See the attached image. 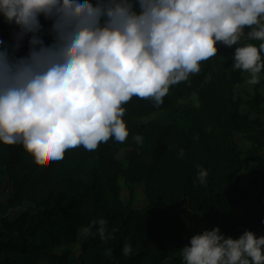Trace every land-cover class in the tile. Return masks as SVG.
I'll return each instance as SVG.
<instances>
[{"label":"trees","instance_id":"trees-1","mask_svg":"<svg viewBox=\"0 0 264 264\" xmlns=\"http://www.w3.org/2000/svg\"><path fill=\"white\" fill-rule=\"evenodd\" d=\"M40 22L49 43L51 21ZM15 31L0 15V39L11 44ZM244 43L260 41L242 37ZM217 47L198 73L170 86L162 104L134 96L124 105L123 142L74 147L39 164L20 143H0V264H183L180 249L205 229L264 235V70L261 83L241 94L247 72L233 67L236 45ZM17 55H24V42ZM244 156L252 162L248 172ZM138 184L147 201L142 209L122 197ZM100 218L106 240L92 225ZM125 244L132 246L128 255Z\"/></svg>","mask_w":264,"mask_h":264},{"label":"clouds","instance_id":"clouds-1","mask_svg":"<svg viewBox=\"0 0 264 264\" xmlns=\"http://www.w3.org/2000/svg\"><path fill=\"white\" fill-rule=\"evenodd\" d=\"M0 15L18 28L11 44L0 39V143H20L38 164L125 141L124 105L134 96L162 104L218 43L236 45L233 67L249 73V84L264 70V0H0ZM41 16L51 21L49 43ZM25 37L28 52L17 55ZM97 224L106 240L107 221ZM180 251L183 264H264V235L233 238L216 226ZM131 252L125 244L124 255Z\"/></svg>","mask_w":264,"mask_h":264},{"label":"rangeland","instance_id":"rangeland-1","mask_svg":"<svg viewBox=\"0 0 264 264\" xmlns=\"http://www.w3.org/2000/svg\"><path fill=\"white\" fill-rule=\"evenodd\" d=\"M12 25L17 28L16 25H14V24H12ZM27 40H28V37H25V39H24V55H26L28 52ZM259 75H260L259 83H261L263 78H262L261 74H259ZM248 79H249V73H247L246 81L243 83V85L241 87L237 88L239 93L243 94L245 92H249V93L252 92V88L254 85L249 84L247 82ZM234 139H235V142L239 145V147L243 151L246 152L247 150H249L251 148V144L245 140L244 136L241 133H235ZM118 159L122 163H124L125 165L127 164L125 159H124L123 154H119ZM244 162H245L244 172H248L250 170V167L252 166V162L250 161V159L247 156H244ZM120 182H121V184H124V180L121 179ZM4 192H5L4 201L7 203L9 196L11 195V185L8 183L7 179L5 180ZM122 197H123L124 201H128L129 199H132L135 206L138 209H142L147 205V201H146V198L144 195V188H143L142 184H138L135 187L133 195L130 194L128 189H125L123 194H122ZM84 236H85V233L82 232L80 234V239L82 240L84 238Z\"/></svg>","mask_w":264,"mask_h":264},{"label":"built area","instance_id":"built-area-1","mask_svg":"<svg viewBox=\"0 0 264 264\" xmlns=\"http://www.w3.org/2000/svg\"><path fill=\"white\" fill-rule=\"evenodd\" d=\"M245 32H247L246 29H245Z\"/></svg>","mask_w":264,"mask_h":264}]
</instances>
